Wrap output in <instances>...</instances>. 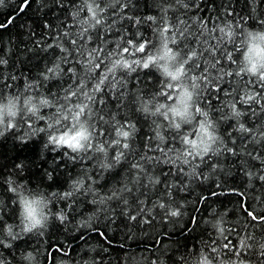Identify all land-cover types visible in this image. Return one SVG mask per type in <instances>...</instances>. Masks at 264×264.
<instances>
[{"label":"snow or ice","instance_id":"obj_1","mask_svg":"<svg viewBox=\"0 0 264 264\" xmlns=\"http://www.w3.org/2000/svg\"><path fill=\"white\" fill-rule=\"evenodd\" d=\"M3 3L4 0H0V5ZM29 3L30 0H23L20 11ZM55 3L57 7L63 8L66 0H55ZM248 3L251 7L257 4L258 0H248ZM175 5L184 9L188 7L183 0H157L156 7L160 15L141 18L133 11L137 7L133 0H80V3L73 0L70 4L73 23L66 24L65 27L75 28L76 31L62 33L70 38L72 47L65 46L60 37H56L55 47L65 55L56 57L46 72L42 73L44 80L63 74L70 75V81L66 85L62 84L57 92L49 89V95H24L33 87L32 82L26 85L23 92L17 94L6 95L0 92V135L6 130L18 129L21 124L26 123L27 128L31 130L26 135L47 134L45 148L53 145V151L66 148L77 154L72 156L69 152H64L63 155L69 159L83 161L91 160L95 156L99 167L104 170L114 168L122 159L128 162L130 175L125 178L120 188L113 187L101 194L92 186L98 181L85 173L74 179L68 190L59 194L52 193L59 199L68 200L69 209L76 203V200L72 199L73 196L83 190V195H92V203L105 204L115 200L118 202L117 208L126 206L123 208V214L129 221H137L140 217L144 223H151V220L145 217L151 216L152 208L155 207L162 211V218L179 217L182 214L179 208L173 207L165 199V196L171 197V189L175 185L162 180V176L183 174L199 177L202 173H198L197 169L202 164L209 165L212 158L228 155L241 157L245 151L252 161H259L264 166V61H258L251 55L254 49L264 48V27L249 30L245 25L248 19H251V14L248 17L239 16L231 10V5H228L226 15L233 16L235 23L229 21L223 27L217 26L222 36L216 39L223 41L226 37L233 48L229 50L221 43L219 47L211 45L198 49L193 46L198 43V39L191 38L202 36L205 31L215 32L216 28L209 30L208 22L201 21L199 32L190 31L192 25L176 11ZM169 11L173 12L172 16H169ZM251 11L256 9L251 8ZM82 13L86 14L82 16ZM110 17L114 18L109 22ZM125 21L128 23H123ZM257 21L259 25L264 26V13L258 15ZM146 22H151V38L141 30ZM8 23H11V18ZM117 23H121V27L115 29L118 35L109 39L111 30ZM45 27L52 26L45 23ZM236 29L240 31L237 32ZM204 43L207 44L208 41L205 40ZM52 48L53 44H47L44 50ZM205 52L208 53L206 57ZM234 52L240 55L234 56ZM52 55L55 56V52ZM61 59L66 63L74 62L81 70L78 71L77 67L73 66L68 67L65 72L59 63ZM3 64H7V61L0 59V65ZM138 70L145 73L146 79H151L153 73H158L159 78L155 90L150 95L137 94L129 101V104L136 105L132 111L143 113L145 117H162L167 123L164 124L159 119L151 121V124L155 125V136L145 135L142 138L143 150L137 157L138 146L135 141L140 121L131 116L117 119V112L125 107L121 99L125 93L119 91L117 86L121 85L122 81L127 83V77L138 73ZM11 79L15 80L16 77L12 76ZM137 79L139 80V75ZM4 87L11 85L5 84ZM108 95L117 101L116 111H112L110 115L104 110L108 104ZM6 99L7 104H4ZM43 108H54L55 111L41 114ZM245 116L253 121L252 126H248L246 121L242 122V117ZM254 118L260 119L257 122ZM39 120L45 121L46 127L34 128L33 124ZM228 121L235 123L221 130V122ZM162 128L168 133L167 136L161 131ZM233 131L242 134L239 144L237 137L233 136ZM19 139L25 141V137ZM153 140L158 143H148ZM250 143L254 144L252 149H248ZM165 144L167 147L162 146ZM111 149H115V152L109 159ZM156 151L162 155H148V152ZM160 164L169 167L160 174H153L156 166ZM185 167L190 171L185 172ZM218 167L223 168L219 162L211 163L213 171ZM254 167L255 165L244 161L239 169L248 177L249 185L253 178L264 182V167L258 170V176L257 172L252 171ZM86 180L91 181L87 187ZM13 184L14 182L9 180L8 190L19 197V205L23 204L26 210L34 205L41 209L39 223L29 219L30 213L22 214L20 210V231L15 232L13 225L7 224L0 231V245L11 247L5 236L10 240H17L22 233L35 232L43 236L51 217H55L61 224L68 219L63 209L53 212L47 208L45 201L29 200L19 193V188L22 187L29 191L25 185ZM157 185H161L165 191L158 192L155 203L145 212L143 198H147L148 191ZM216 187L221 188V185L217 184ZM29 192L32 195L38 194ZM126 193L134 197L131 204ZM211 195H237L241 198L238 201L239 210L246 215L238 220L240 230L225 227L228 223L225 219L228 210H225L211 222L217 233L216 239L205 242L198 252L190 251L182 255L180 259L183 264H264V207L258 209L249 205L245 192L238 188L222 189L219 193L213 191ZM256 200L264 204L260 197ZM115 211L116 208H113L112 212ZM3 212L4 208L0 207V213ZM155 218L151 216L152 220ZM3 219L4 216L0 214V220ZM192 224L196 225L195 217ZM88 226L91 227L90 224ZM256 230H259L260 235H256ZM226 233H235L237 243L234 244ZM99 234L107 239L103 232ZM217 240L221 242L217 243ZM25 259L33 260V254L28 252ZM0 264H4L2 259ZM152 264H155V261Z\"/></svg>","mask_w":264,"mask_h":264},{"label":"trees","instance_id":"obj_2","mask_svg":"<svg viewBox=\"0 0 264 264\" xmlns=\"http://www.w3.org/2000/svg\"><path fill=\"white\" fill-rule=\"evenodd\" d=\"M73 0H66L63 8L57 7L55 0H30V3L23 11L20 7L23 0H4L0 5V59L7 61V64L0 65V92L6 95L17 94L23 92L26 85L30 82L33 87L25 92L24 95H49V89L52 92H57L59 87L66 85L70 81V75L44 80L42 73L46 72L47 67L51 66V62L56 57H63L65 54L55 47L57 44L56 37H60V41L65 46L71 48L69 37L62 35L64 31L75 32V28H66V24H72L73 20L70 16V4ZM75 3H80V0H74ZM157 0H133L137 7L133 10L143 18L147 15L159 16V10L156 7ZM188 7L184 9L180 5H175L176 11L180 12L182 18L188 20L192 25L190 31L199 32L200 22L207 21L209 30L216 28L215 32L205 31L202 36H194L191 39H198L195 47L198 49L208 48L211 45L218 47L223 44L224 47L231 50L233 45L225 37L223 41L216 39L222 36L218 31V27H223L229 21L235 23L233 16L226 15L228 5H231V10L239 16L248 17L251 14V19H248L245 25L249 30H257L264 27L258 24L257 17L264 13V0H258L257 4L249 6L248 0H183ZM251 8L256 11H251ZM82 13L81 15H85ZM169 16L173 15L169 11ZM11 18V23H8ZM114 17H110L109 22ZM195 21V22H193ZM45 23L51 25V28H46ZM127 24L128 22H123ZM243 23V21H241ZM151 22L143 24L142 31L145 35L151 38ZM121 23H117L111 30L112 35L109 39L117 36L116 28H120ZM183 27V26H182ZM237 32L240 29H236ZM207 40L208 43H204ZM47 44H53L52 49L44 50ZM112 45H109L111 47ZM55 52V56L52 53ZM208 55L205 52V57ZM239 53L234 52V56H239ZM71 60V57L69 58ZM202 65H203V61ZM61 68L67 71L68 67H77L79 65L74 62L66 63L64 60L59 61ZM51 76V74H49ZM139 75V80L137 79ZM16 79L12 80L11 77ZM159 78L158 73H153L151 79L145 78V73L138 70V73H133L127 77V83L121 82L117 88L123 91L125 95L121 97L125 107L117 112V119L124 116H131L134 120L139 119L137 139V157L140 151L143 150V137L145 135L155 136L153 129L155 125L151 124L153 119H159L162 123V117H145L143 113L132 111L136 107L135 104H129L137 94L141 96L150 95L157 84ZM9 84L11 87L5 88L4 85ZM227 87L228 85H224ZM63 94L62 92L60 93ZM22 99V98H21ZM107 107L105 113L116 111V100H113L111 95L107 96ZM7 104V99L3 102ZM214 103H217L214 101ZM20 105H17L19 108ZM55 109L43 108L41 114L51 113ZM216 115H219L216 113ZM108 115H106V119ZM259 121L260 118H254ZM19 121V112L17 113ZM247 122L248 126H252L253 121L249 117H242V122ZM235 121L221 122V130L230 126ZM34 128L46 127L43 120L36 121L33 124ZM105 127H108L105 125ZM167 136L168 133L161 129ZM27 124L23 123L19 128H13L3 132L0 135V207L4 208V212L0 213L4 216L0 220V231L7 224L13 225V230L19 232L20 216L19 197L8 190L9 180L13 181V186L22 184L31 192L38 194L32 195L26 188H19V193L26 196L29 200H43L47 204V208L53 212H58L63 209L68 219L61 224L55 217L49 219L47 229L43 236L37 233H22L17 240H10L4 237L6 242L11 244V247L0 245V259L4 264H183L180 257L188 252H198L205 244L216 239L217 233L211 226L220 214L228 210L225 219L228 221L225 224L226 228L234 227L237 231L240 230L238 220L246 213L239 210L238 201L241 199L237 195H217L212 196L213 191L221 192L223 190L238 188L245 192L247 203L256 208L264 207V204L258 203L256 198L260 197L264 201V182L258 178H253L249 185L248 177L239 169L243 166L244 161H248L252 165V171L260 174L258 170L264 167L259 161H252L245 152H242L241 157L231 155L214 157L209 165H201L197 169L198 173H202L199 177L195 175L185 176L183 174L170 175L161 177L162 180L169 184L175 185L172 187L171 197L165 196L173 207L179 208L181 216L162 218L163 213L158 208H152L151 216H155L154 220L151 216L145 218L150 219L151 223H144L138 217L137 221H129L123 214L121 205L116 207L117 201H108L105 204L92 203V195H83V190L76 193L72 199L76 200L72 208H68L69 201L59 199L53 196L52 193H62L69 189L72 181L80 176L91 175L97 183L93 184L94 189H98L100 193L109 191L115 187H122L125 178L130 175L129 164L123 160L114 168L104 170L99 167V163L94 156L93 159H77L72 160L64 156V152H69V155L75 156L76 153H71L66 148H60L53 151L54 146L49 145L44 147L47 142L46 133H30ZM242 134L233 131V136L239 137ZM25 137V141L19 139ZM149 144L158 143V141H149ZM264 143V142H262ZM167 147V145H162ZM254 144L250 143L248 149H252ZM259 147V146H257ZM115 149L109 150V159L114 155ZM97 156L101 154H96ZM148 155L161 156L158 151L148 152ZM219 162L223 168H217L215 171L211 169V163ZM20 165V167H17ZM151 167V166H149ZM168 165L160 164L156 166V171L153 174H160L168 169ZM175 172L176 170L173 169ZM190 169L185 167V172ZM51 173V179H49ZM207 179H204V177ZM91 181L85 183V187ZM221 185L217 188L216 185ZM132 186V185H130ZM143 191V189H142ZM165 189L161 185L156 188H151L148 191V197L143 198L145 212L152 207L157 199L158 192H164ZM129 196L131 204L134 197ZM207 199H204V198ZM45 208V212H47ZM116 208L113 213L112 209ZM193 217L196 219V225L193 226ZM22 219V217H21ZM87 222V223H84ZM84 226L81 227V224ZM91 225L89 227L88 225ZM191 228V231L188 229ZM98 229L99 231H96ZM39 231V230H37ZM99 232H103L107 239L100 236ZM243 234V233H241ZM229 239L233 243H237L235 233L228 234ZM256 235H260L259 230H256ZM217 240V243H220ZM226 242V241H224ZM106 249V250H105ZM31 252L34 259H25L27 253Z\"/></svg>","mask_w":264,"mask_h":264},{"label":"clouds","instance_id":"obj_3","mask_svg":"<svg viewBox=\"0 0 264 264\" xmlns=\"http://www.w3.org/2000/svg\"><path fill=\"white\" fill-rule=\"evenodd\" d=\"M252 57L258 61H264V48H257L254 49L251 53ZM65 139H67V137H65ZM21 213L22 214H26V213H30L29 215V219L32 220L34 223H39V213L41 211V209L38 206H33V208L30 209H25L24 205L21 204Z\"/></svg>","mask_w":264,"mask_h":264}]
</instances>
